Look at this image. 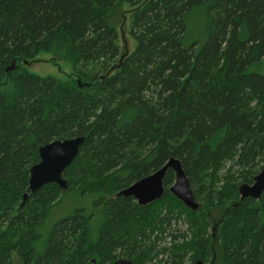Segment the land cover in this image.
I'll return each mask as SVG.
<instances>
[{"label": "trees", "instance_id": "16d2710c", "mask_svg": "<svg viewBox=\"0 0 264 264\" xmlns=\"http://www.w3.org/2000/svg\"><path fill=\"white\" fill-rule=\"evenodd\" d=\"M124 5L136 47L120 59ZM198 9L200 49L184 44ZM42 52L70 61L72 77L29 73ZM262 65L264 0H0V264H264V194H239L264 169ZM78 137L68 191L47 185L22 207L40 148ZM172 157L198 211L169 192L173 171L149 206L117 196ZM68 195L98 196L93 213L76 209L43 236Z\"/></svg>", "mask_w": 264, "mask_h": 264}, {"label": "water", "instance_id": "95a60500", "mask_svg": "<svg viewBox=\"0 0 264 264\" xmlns=\"http://www.w3.org/2000/svg\"><path fill=\"white\" fill-rule=\"evenodd\" d=\"M85 143L84 137L55 141L39 150L40 162L30 169L29 188L23 196L22 207L29 197L41 191L45 186L56 184L62 191H68V181L64 173L77 159ZM168 171L175 174L174 184L169 192L181 201L188 209L196 212L200 203L194 196L191 183L180 160L171 158L168 163L154 174L146 177L120 192L118 197L133 198L142 207L149 206L165 196L164 179ZM241 199L259 200L264 194V169L254 178L252 184L239 187ZM113 264H135L131 260L119 259ZM194 264H205L199 260Z\"/></svg>", "mask_w": 264, "mask_h": 264}, {"label": "rangeland", "instance_id": "374dc122", "mask_svg": "<svg viewBox=\"0 0 264 264\" xmlns=\"http://www.w3.org/2000/svg\"><path fill=\"white\" fill-rule=\"evenodd\" d=\"M133 8L129 5L122 6L116 14V28L119 34V47H120V59L124 56L132 53L136 47V41L129 34V28L131 25V14ZM209 19L205 15L202 9L196 10L189 17L188 21V33L184 41L187 47L196 45L197 48H202L207 41ZM24 66L31 74L38 75L42 78L52 77L59 81L65 82L72 77L74 73L73 64L70 61L55 62L53 56L50 53H40L34 61H30ZM263 65L260 68V72L264 74ZM3 92H13L14 85L6 82L2 86ZM98 199V196L92 195L88 197H76L65 196L64 201L61 202L50 215L46 224L41 228L40 233L43 236H47L52 230L53 226L61 219L74 213L76 209H93L94 202ZM99 224V218L92 225L93 227V241L97 240V227ZM173 229H184V224L181 222L179 225L173 227ZM165 237V236H164ZM165 241L166 244L159 243L157 249H162L166 245H170V239ZM153 241V239H152ZM161 259V258H160ZM187 264H192L187 262Z\"/></svg>", "mask_w": 264, "mask_h": 264}, {"label": "flooded vegetation", "instance_id": "af4514ba", "mask_svg": "<svg viewBox=\"0 0 264 264\" xmlns=\"http://www.w3.org/2000/svg\"><path fill=\"white\" fill-rule=\"evenodd\" d=\"M88 196H90V195H87V197ZM96 202V201H95ZM95 202H94V204H93V209H88V210H86L88 213H93V211H94V206H95ZM97 220V218L96 217H94L93 218V222H92V224H94V222Z\"/></svg>", "mask_w": 264, "mask_h": 264}, {"label": "crops", "instance_id": "0c3cea01", "mask_svg": "<svg viewBox=\"0 0 264 264\" xmlns=\"http://www.w3.org/2000/svg\"><path fill=\"white\" fill-rule=\"evenodd\" d=\"M2 88V87H1ZM2 91V90H1ZM8 93H11V92H8ZM87 197V196H86ZM88 213V212H87ZM89 214V213H88Z\"/></svg>", "mask_w": 264, "mask_h": 264}]
</instances>
